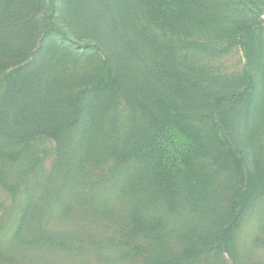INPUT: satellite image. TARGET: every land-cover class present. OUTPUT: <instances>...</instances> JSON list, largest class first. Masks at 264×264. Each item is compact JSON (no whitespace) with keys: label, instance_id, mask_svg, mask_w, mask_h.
<instances>
[{"label":"rangeland","instance_id":"374dc122","mask_svg":"<svg viewBox=\"0 0 264 264\" xmlns=\"http://www.w3.org/2000/svg\"><path fill=\"white\" fill-rule=\"evenodd\" d=\"M226 2L0 0V264H264V0Z\"/></svg>","mask_w":264,"mask_h":264},{"label":"trees","instance_id":"16d2710c","mask_svg":"<svg viewBox=\"0 0 264 264\" xmlns=\"http://www.w3.org/2000/svg\"><path fill=\"white\" fill-rule=\"evenodd\" d=\"M226 1L227 0H191V6H190L187 4L185 5L184 0H178V4H179L178 20H175L173 17L177 26L176 29L178 30V34L182 30L183 33L180 34L181 37H185V35L188 37H194V36L198 37L202 28L210 27L212 24H216L219 30L221 31L224 30L226 21L230 20L227 17V14L230 12V10L226 8L228 7ZM231 13H233V11ZM252 19L253 18H251V20ZM247 22L248 23L246 25H248L249 28H251L252 24L249 23L250 19ZM240 24L241 25L239 26V28L244 30L245 29L244 26L246 25H243L244 24L243 21H241ZM128 28L129 27L121 31L122 37L126 39H128L129 37L128 31L132 33V31L128 30ZM133 28L135 29L137 36L139 37V33L138 30L135 28V25H133ZM184 29H187L186 33H184ZM249 31L251 32V29ZM225 32L226 31L224 30V34ZM172 36L177 37L174 33ZM243 48H244V52H246L245 46ZM248 84H249V88H252L248 94H246L245 92H239L231 96H220L217 97L216 104L220 106L224 104L223 103L224 101L230 98H235L236 100H240L244 96L245 97L248 96V98H250L253 94L252 76L249 77ZM118 85H119L118 77H112L111 72L106 71L99 78L94 89L95 92L101 93L107 90H113L117 88ZM61 128L62 127L58 129L57 134L60 132ZM250 199H251L250 195L244 193L241 196L237 207L241 211L244 210L245 208H247ZM40 218H42V216ZM197 254L198 251L190 250V251H185L179 254L176 258H172L170 260H166L162 258H149V264H184L186 262L195 259L197 257Z\"/></svg>","mask_w":264,"mask_h":264}]
</instances>
